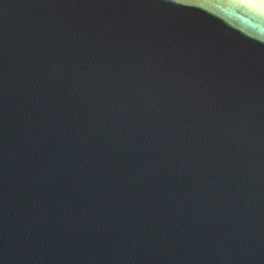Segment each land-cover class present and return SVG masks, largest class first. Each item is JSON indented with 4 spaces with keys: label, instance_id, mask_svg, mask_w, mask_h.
Here are the masks:
<instances>
[{
    "label": "water",
    "instance_id": "95a60500",
    "mask_svg": "<svg viewBox=\"0 0 264 264\" xmlns=\"http://www.w3.org/2000/svg\"><path fill=\"white\" fill-rule=\"evenodd\" d=\"M0 264H264V2L0 0Z\"/></svg>",
    "mask_w": 264,
    "mask_h": 264
},
{
    "label": "bare ground",
    "instance_id": "6f19581e",
    "mask_svg": "<svg viewBox=\"0 0 264 264\" xmlns=\"http://www.w3.org/2000/svg\"><path fill=\"white\" fill-rule=\"evenodd\" d=\"M261 1H263V2H264V0H261Z\"/></svg>",
    "mask_w": 264,
    "mask_h": 264
}]
</instances>
